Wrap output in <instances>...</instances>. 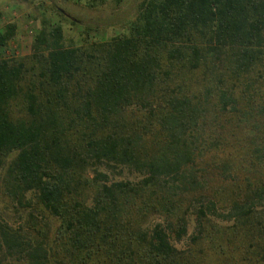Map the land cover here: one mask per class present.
Listing matches in <instances>:
<instances>
[{
    "label": "trees",
    "instance_id": "obj_1",
    "mask_svg": "<svg viewBox=\"0 0 264 264\" xmlns=\"http://www.w3.org/2000/svg\"><path fill=\"white\" fill-rule=\"evenodd\" d=\"M61 41L42 19L28 57L0 59V192L27 211L0 222V264H199L170 238L192 214L206 239L218 206L264 264V222L239 221L264 201V0H143L124 34ZM258 115L243 146L223 136Z\"/></svg>",
    "mask_w": 264,
    "mask_h": 264
},
{
    "label": "rangeland",
    "instance_id": "obj_2",
    "mask_svg": "<svg viewBox=\"0 0 264 264\" xmlns=\"http://www.w3.org/2000/svg\"><path fill=\"white\" fill-rule=\"evenodd\" d=\"M143 0H0V32L7 25L14 27L13 35L0 47V59L19 60L28 57L30 46L36 33L44 22L59 25L62 31L63 47H78L83 38L88 42H105L125 33L127 25L134 20L137 8ZM242 108V107H241ZM260 115L247 121L225 123L222 126L223 136L243 146L253 134H258ZM253 126H255L253 128ZM231 151V148L229 149ZM99 171L105 173L110 182H136L139 176L124 168ZM242 174L238 173V182ZM240 184V183H239ZM215 216H207L204 222L206 239L192 238L196 236L194 215L185 217L186 233L179 240L170 238V243L178 251H191L199 264H258L256 252L260 243L250 240L244 234H231L232 222L225 221L228 207H216ZM253 215L241 219L243 226L253 228L255 235L256 223L264 222V201H260L253 210ZM38 223L48 221L52 227L56 225L45 214L33 215ZM254 216V217H253ZM27 211L13 209V206L2 197L0 192V222L18 228L26 225ZM161 223L153 217L146 224L151 227ZM213 234V235H212ZM212 235V238L210 236ZM256 236L257 233H256Z\"/></svg>",
    "mask_w": 264,
    "mask_h": 264
}]
</instances>
